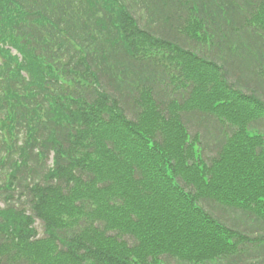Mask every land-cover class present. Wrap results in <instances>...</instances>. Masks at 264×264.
<instances>
[{"label": "trees", "instance_id": "16d2710c", "mask_svg": "<svg viewBox=\"0 0 264 264\" xmlns=\"http://www.w3.org/2000/svg\"><path fill=\"white\" fill-rule=\"evenodd\" d=\"M263 122L264 0H0V264H264Z\"/></svg>", "mask_w": 264, "mask_h": 264}, {"label": "rangeland", "instance_id": "374dc122", "mask_svg": "<svg viewBox=\"0 0 264 264\" xmlns=\"http://www.w3.org/2000/svg\"><path fill=\"white\" fill-rule=\"evenodd\" d=\"M3 204H4L3 201L0 200V207H3ZM203 204L205 206V203H203ZM205 208H206V206H205ZM212 213L215 214V216L219 217V214L221 213V210L218 209L217 211L212 212ZM224 217H225V220H228L226 216H224ZM41 226H42L41 223L39 221H36L35 227H36V230H37L38 234H39V232H41ZM165 260H167L169 262V264H175V262L173 260H171V259H165Z\"/></svg>", "mask_w": 264, "mask_h": 264}, {"label": "bare ground", "instance_id": "6f19581e", "mask_svg": "<svg viewBox=\"0 0 264 264\" xmlns=\"http://www.w3.org/2000/svg\"><path fill=\"white\" fill-rule=\"evenodd\" d=\"M234 210H235V209H234ZM235 212H239V211H238V209H237V210H235ZM231 215H235V214H231ZM231 217H232V216H231ZM233 218H235V217H233Z\"/></svg>", "mask_w": 264, "mask_h": 264}]
</instances>
